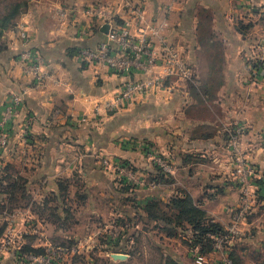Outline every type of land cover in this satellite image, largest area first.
<instances>
[{"label":"crops","instance_id":"1","mask_svg":"<svg viewBox=\"0 0 264 264\" xmlns=\"http://www.w3.org/2000/svg\"><path fill=\"white\" fill-rule=\"evenodd\" d=\"M139 1L146 18L165 22L166 41L180 49L196 75L115 113L95 115L93 110L128 76L85 65L80 50L106 38L95 28L97 20L83 9L103 5L121 24L126 12L120 0H32L16 26L2 36L11 48L20 46L23 25L48 73L41 84L31 83L18 59L2 55L0 114L12 94L26 90L8 130L0 169V176L5 171L24 183L27 200L9 205L17 212L22 242L35 248L42 240L98 246L100 237L114 239L104 224L136 221L137 207L154 198L167 202L184 189L224 228L238 218L241 235L228 244L226 254H200L183 239L161 232L153 240L154 230L147 231L148 245L183 264H225V256L232 264H264V75L252 78L247 70L263 35L264 0ZM64 8L74 14L59 20ZM239 153L252 170L247 199L235 176ZM155 155L170 160L173 173L156 188H136L134 196L117 191L123 184L116 171L101 163L103 158L128 163L138 175L151 179ZM134 244L135 239L127 237L115 251L94 255L112 264H148L151 254L137 257L120 250ZM78 256L85 264H95L86 253ZM74 257L61 264H80L73 263ZM2 264L29 263L11 253Z\"/></svg>","mask_w":264,"mask_h":264},{"label":"built area","instance_id":"2","mask_svg":"<svg viewBox=\"0 0 264 264\" xmlns=\"http://www.w3.org/2000/svg\"><path fill=\"white\" fill-rule=\"evenodd\" d=\"M121 6L126 12V17L121 24L114 22L113 11L103 5L89 6L84 13L89 18H95L99 29L103 24H108L105 40L94 47H86L80 50L81 61L87 65H101L114 74L126 75L128 79L110 96H105L94 107V114L101 111L108 114L118 112L135 104L143 97L156 94L161 90H169L176 81H192L195 77L194 68L183 58L180 49L165 38V22L153 21L146 18L144 9L139 0H120ZM59 20L66 19V9L58 12ZM18 63L23 75L31 83L41 84L48 73L42 70L41 57L32 50L29 43L28 31L19 26ZM80 36V33H79ZM255 51L247 62V70L252 78L264 75V25L261 42L254 46ZM28 82V83H29ZM26 92L23 88L20 92L12 94L9 102L4 105L0 114V169L3 167L2 153L8 145V130L13 115L22 104V96ZM231 146L238 150L236 140H231ZM238 167L235 176L244 198L251 195L249 166L240 158V153L235 158ZM101 163L116 171L122 184H128L133 188H156L158 182L138 175L131 167L121 161L103 158ZM153 164L162 174H172L174 165L162 155H155ZM264 177V174L262 175ZM10 214V213H9ZM17 212L13 210L9 215L3 235L0 238V264L6 256L13 253L16 257L29 264H61L71 257L80 255V246L76 243L70 245H54L48 240H42L40 244L44 248L42 254L20 253L22 245V233L16 229ZM23 219V218H21ZM111 238H116L121 227L116 224H104ZM223 234L213 236V251L226 254L225 244H230L233 238L241 235L240 222L234 218L225 228ZM225 264H232L225 256Z\"/></svg>","mask_w":264,"mask_h":264},{"label":"trees","instance_id":"3","mask_svg":"<svg viewBox=\"0 0 264 264\" xmlns=\"http://www.w3.org/2000/svg\"><path fill=\"white\" fill-rule=\"evenodd\" d=\"M30 6L28 0H5L4 3H0V37L3 32L7 29H12L16 25V19L20 14L26 12ZM4 45L0 43V53L4 51ZM194 87V86H192ZM135 170V168L128 163H124ZM4 170V169H3ZM170 174H162L157 168L156 173L149 180H156L158 183L161 182L164 177ZM121 182V181H120ZM119 182V183H120ZM122 184V182H121ZM24 183L18 179H12L4 171L0 176V211L4 210L7 206L2 203L4 197H6L7 203H14L19 198H25L24 194ZM120 193L135 195V188L131 185H119L116 189ZM2 195V196H1ZM137 220H140L145 226L146 230H157L164 234L168 238H181L190 247L197 248L200 254L209 253L213 250V236L223 234L225 232L224 227L212 220L206 213V211L196 203L191 195L184 189H178L177 194L172 196L167 202H162L157 199L148 201L144 206L137 207ZM113 224L119 225L123 228L119 238L106 242L103 237L99 239V246L106 248V250L115 251L119 248L120 243L126 236L132 237L130 230L136 223L133 220L122 221L115 219ZM7 221H3L0 224V238L4 233ZM127 225V226H126ZM125 236V237H124ZM25 238V235L22 236ZM71 243L61 244L70 245ZM225 247H229L225 244ZM157 248V247H156ZM159 248V247H158ZM160 250V249H159ZM44 248L32 247L30 243H22L20 253H32L42 254ZM130 253V252H129ZM159 264H183L176 258L171 256H164L160 251ZM80 256L73 258V263L85 264V261ZM228 257V256H227ZM95 264H112L108 259L97 257L93 255ZM230 260V256L228 257ZM231 263L232 260H231Z\"/></svg>","mask_w":264,"mask_h":264},{"label":"rangeland","instance_id":"4","mask_svg":"<svg viewBox=\"0 0 264 264\" xmlns=\"http://www.w3.org/2000/svg\"><path fill=\"white\" fill-rule=\"evenodd\" d=\"M31 1L32 0H28V3H31ZM4 2H5V0H0V3H4ZM85 8H87V7H85ZM64 9H66V13H67L68 18H69V13H73L74 14V11H72L71 8H64ZM8 30L9 29L5 30L3 32V35ZM3 40L4 39L2 37H0V43L3 44L4 45V48H5V50L2 51V53H0V65H2L1 64V62L3 60L2 55H5L6 54L8 57H10L12 55V57H14L15 59H18V56H19L20 51H21V49H20L19 46L18 47H15V48H11L10 47V42H8V41L6 42V41H3ZM195 75H196V72H195ZM22 201H26V199L23 198ZM2 203L3 204L7 203L6 197L3 198ZM6 205H10L9 202ZM0 206H1V204H0ZM11 209L12 208L9 207V206H7L4 209V211H3L4 212L3 213L4 221H7L8 220L9 215L12 213ZM139 221L140 220H136L135 221V222L138 223V226L137 227H134L133 226L132 227L133 229L126 228L127 231L130 230L131 234L133 233L132 237L135 239V244L132 247H131V245H129V246L124 247V249H120V250L121 251H128V252H130L131 254H133V255H135L137 257H139L142 253L151 254L152 257L150 258V261L148 262V264H157L156 256L158 254H160V250H159L160 247L159 248H156L155 246H153L151 244H149V245L147 244V242L149 243V234L147 233L146 226L143 225V224H141V223L139 224ZM16 229L19 230L17 227H16ZM122 231H123V228H121L120 234H121ZM19 232H21V231H19ZM21 233H23V232H21ZM154 233H152L153 234V236H152L153 237V240H154V238H155V240H157V236H158L157 233H159V232L158 231L156 232V230H154ZM120 234L117 236L118 238H119ZM127 237L128 236H126L125 238H127ZM122 242H124V240ZM52 244H54V243H52ZM54 245H59V244L58 243H55ZM104 251H106V248L100 247L99 245L98 246L97 245L96 246H93V242H89V241L84 242V241H82V244L80 245V255L81 254L83 255V253L84 254L86 253L89 256H93L94 254H100V253H102ZM135 263L137 264L138 262L136 261Z\"/></svg>","mask_w":264,"mask_h":264},{"label":"water","instance_id":"5","mask_svg":"<svg viewBox=\"0 0 264 264\" xmlns=\"http://www.w3.org/2000/svg\"><path fill=\"white\" fill-rule=\"evenodd\" d=\"M100 32H102V33H107V30H108V24H103L101 27H100ZM115 257L117 256V254H115L114 255ZM120 256H122L123 257V255H120Z\"/></svg>","mask_w":264,"mask_h":264}]
</instances>
